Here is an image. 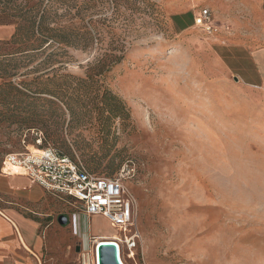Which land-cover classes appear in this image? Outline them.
<instances>
[{"label":"rangeland","instance_id":"rangeland-1","mask_svg":"<svg viewBox=\"0 0 264 264\" xmlns=\"http://www.w3.org/2000/svg\"><path fill=\"white\" fill-rule=\"evenodd\" d=\"M135 1L137 10H126L121 1L114 16L104 5L97 19L108 18L105 41L92 52L66 49L48 70L42 57L26 60L19 71L30 74L14 80L13 58L0 59L2 74L12 76L5 82L13 86L52 69L84 80L100 47L125 50L123 60L99 78L98 92L79 95L74 115L57 99L14 106L13 88H7L12 96L0 97V163L26 152L27 144L32 151L34 131L44 146L100 176L125 170L124 183L136 200L132 230L139 237L134 259L124 252L125 264H264V159L219 137L227 114L218 111L217 73L208 64L211 49L201 42L217 33L216 23L212 32L198 27L193 35L200 41H191L169 22L185 8L171 9V0ZM9 49L0 47V54ZM113 97L124 109L116 118L96 109ZM50 213L54 224L42 262L93 264L95 239L86 247L70 227L58 225L59 216L81 213L77 204L57 201ZM89 226L90 232L118 235L102 218Z\"/></svg>","mask_w":264,"mask_h":264},{"label":"crops","instance_id":"crops-1","mask_svg":"<svg viewBox=\"0 0 264 264\" xmlns=\"http://www.w3.org/2000/svg\"><path fill=\"white\" fill-rule=\"evenodd\" d=\"M181 7L184 12L169 17L172 30L179 36L192 35L191 41H200L193 33L198 30L195 20L203 10L209 11L211 25L216 23L217 33L201 42L211 49L208 64L217 73L218 111L220 116L222 112L227 114V121L219 125V137L228 143L248 146L252 155L256 153L264 159V0H171V9ZM13 34V26H0V44L10 41ZM2 164L3 161L0 264H48L42 262V250L54 224L50 206L57 201L74 200L53 194L27 177L5 174ZM253 169L252 166L251 175ZM76 204L80 214L61 215L57 221L63 229L70 227L86 247L90 239L111 241L122 237L118 232L114 237L90 232L89 222L100 218L109 221L103 216H87L82 206ZM61 218L66 222L62 223ZM82 219L87 221L85 226Z\"/></svg>","mask_w":264,"mask_h":264},{"label":"trees","instance_id":"trees-1","mask_svg":"<svg viewBox=\"0 0 264 264\" xmlns=\"http://www.w3.org/2000/svg\"><path fill=\"white\" fill-rule=\"evenodd\" d=\"M121 1L126 10H137L135 0H0V26L14 27L11 40L0 44V47L11 49L5 54H0V59L13 58L14 80L30 74H21L19 71L26 60L30 63L33 59L42 57V67L48 66L45 69L48 70L55 58L64 55L66 49L92 52L105 41L106 36L104 23L108 18L99 21L97 17L104 13L105 4L112 7L114 16ZM103 47L98 49L101 53L93 64L89 65L84 80L52 69L31 79L27 77L19 83L13 81L12 86L11 82H5L12 76L7 73L3 75V71H0V79L4 81L0 86V97H3L4 101L9 99L12 94L5 90L13 88L14 106H33L39 101L55 104L52 99H57L74 115V106L81 105L79 95H86L91 90L98 92L102 88L98 83L99 78L124 58L123 47L114 44ZM37 70L38 68H35L34 73ZM104 102L106 108L96 109L102 113L107 109L112 118L123 114L122 102L117 97Z\"/></svg>","mask_w":264,"mask_h":264},{"label":"built area","instance_id":"built-area-1","mask_svg":"<svg viewBox=\"0 0 264 264\" xmlns=\"http://www.w3.org/2000/svg\"><path fill=\"white\" fill-rule=\"evenodd\" d=\"M195 24L212 32L209 11L203 10ZM32 133L35 141L31 148L36 151L29 150L27 144L26 152L5 156L2 172L27 177L53 194L72 198L89 217L103 216L114 230L122 234V237L111 240L118 247L121 263L125 261V251L128 259H134L139 241L138 233L132 230L136 200L124 183L125 170L113 178L100 176L55 149L44 146L42 135ZM25 139L26 135L24 145Z\"/></svg>","mask_w":264,"mask_h":264},{"label":"water","instance_id":"water-1","mask_svg":"<svg viewBox=\"0 0 264 264\" xmlns=\"http://www.w3.org/2000/svg\"><path fill=\"white\" fill-rule=\"evenodd\" d=\"M61 222L65 223L66 219L61 218ZM99 244L96 248L97 254H99L100 264H122L119 259L118 247L114 243H109L108 245L101 246Z\"/></svg>","mask_w":264,"mask_h":264},{"label":"bare ground","instance_id":"bare-ground-1","mask_svg":"<svg viewBox=\"0 0 264 264\" xmlns=\"http://www.w3.org/2000/svg\"><path fill=\"white\" fill-rule=\"evenodd\" d=\"M35 151H36L35 149L32 150V152H35ZM114 236H115V234H113L112 237H114ZM109 243H113V242L112 241H109V240H98V241H96L95 247H94V259H93L94 264H100L99 254H97V252H96L97 246L99 244H101V246H105V245H108ZM133 256H134V254H133ZM122 264H125V263L122 261Z\"/></svg>","mask_w":264,"mask_h":264}]
</instances>
